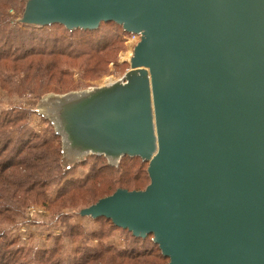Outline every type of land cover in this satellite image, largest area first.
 Masks as SVG:
<instances>
[{
	"label": "water",
	"instance_id": "95a60500",
	"mask_svg": "<svg viewBox=\"0 0 264 264\" xmlns=\"http://www.w3.org/2000/svg\"><path fill=\"white\" fill-rule=\"evenodd\" d=\"M19 20L142 32L120 77L35 106L65 166L148 162L144 189L81 215L152 233L167 264H264V0H27Z\"/></svg>",
	"mask_w": 264,
	"mask_h": 264
},
{
	"label": "trees",
	"instance_id": "16d2710c",
	"mask_svg": "<svg viewBox=\"0 0 264 264\" xmlns=\"http://www.w3.org/2000/svg\"><path fill=\"white\" fill-rule=\"evenodd\" d=\"M26 2L0 0V76L9 91H33L38 97L48 91L66 92L76 87L72 85L75 67L84 78L107 72L123 46L122 33L127 31L121 25L114 21H102L95 28L27 24L19 20ZM10 8L15 14L7 13ZM20 72L28 74L17 84L15 75ZM29 113L18 105L0 112V224L16 223L29 203L47 202L51 223L60 232L51 233L53 244L43 248L19 245L0 227V264H166L169 258L152 233L136 236L105 216L92 217L99 223L92 230L69 220L117 188H144L150 182L148 162L126 155L112 164L104 155L90 154L95 162L88 173L71 176L76 165H64L60 134L39 135L28 125ZM46 120L52 127V121ZM52 184L58 187L53 199L47 194ZM117 234L123 237V246L109 242ZM66 237L81 243L67 256L62 254Z\"/></svg>",
	"mask_w": 264,
	"mask_h": 264
},
{
	"label": "rangeland",
	"instance_id": "374dc122",
	"mask_svg": "<svg viewBox=\"0 0 264 264\" xmlns=\"http://www.w3.org/2000/svg\"><path fill=\"white\" fill-rule=\"evenodd\" d=\"M7 13L15 14V9L10 8ZM122 37L123 46L121 50L116 53L115 58L110 61L107 65L106 73H103L96 77L84 78L82 76V71L75 67L72 69V85L76 87H73L72 89H69L66 92L79 89H88L93 86L103 85L124 74L130 67L131 57L133 55L134 48L137 43L133 44V41H135L136 39L130 40L131 36L127 32L122 33ZM10 74H12L11 71L7 73L8 76H10ZM27 74L28 72H20L16 74L15 81L17 82V84H20L22 79H25L27 77ZM1 77L2 75L0 76V112L6 111L16 105L22 106L30 110V113L28 115V125L31 129H33L39 135L46 137L52 135L53 131L56 132L54 123L50 119V117L47 115H43L38 111V109L35 108L39 101V97L36 95V93L33 91H22L20 93H12L11 91H9L8 86L3 83ZM45 117L52 121V127ZM89 155L90 154L85 155V157L75 160L72 164H70L76 165V168L71 173V176L82 177L83 175L88 173L90 165L95 162V158ZM82 161H87L86 165H79V163ZM57 188L58 187L56 184H52L47 189V194H49L51 199L55 197ZM50 215L51 211L47 207V202L45 204L29 203L23 209V214H21V216L17 219L16 223L12 224L10 222L2 221L0 227H3L5 229L4 231H7L11 238L18 239L19 245H33L36 247L48 248L53 244V237H51L50 234L60 232L59 227L51 223ZM69 220L70 222L83 224L88 230H92L94 228L99 227V223L95 222L91 216L81 215V212L80 215L78 214L73 217L71 216ZM109 242L116 244L117 246L124 245L123 237L119 234L109 238ZM93 243L95 244L96 240H93ZM80 244L81 243L79 241H74L68 237L64 238L62 254L65 256L71 254ZM40 264L43 263L41 262Z\"/></svg>",
	"mask_w": 264,
	"mask_h": 264
},
{
	"label": "built area",
	"instance_id": "2783aa9c",
	"mask_svg": "<svg viewBox=\"0 0 264 264\" xmlns=\"http://www.w3.org/2000/svg\"><path fill=\"white\" fill-rule=\"evenodd\" d=\"M129 33V35L131 36L130 40H135L133 41L134 43L133 44H136L140 39H141V36H142V32H127Z\"/></svg>",
	"mask_w": 264,
	"mask_h": 264
}]
</instances>
